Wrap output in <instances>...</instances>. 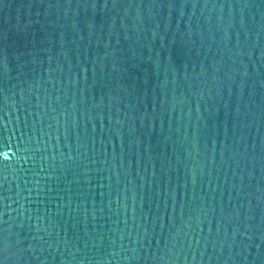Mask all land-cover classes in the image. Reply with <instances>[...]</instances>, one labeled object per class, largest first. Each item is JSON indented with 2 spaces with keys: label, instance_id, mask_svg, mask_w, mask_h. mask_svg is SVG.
<instances>
[{
  "label": "water",
  "instance_id": "obj_1",
  "mask_svg": "<svg viewBox=\"0 0 264 264\" xmlns=\"http://www.w3.org/2000/svg\"><path fill=\"white\" fill-rule=\"evenodd\" d=\"M0 264H264V0H0Z\"/></svg>",
  "mask_w": 264,
  "mask_h": 264
}]
</instances>
